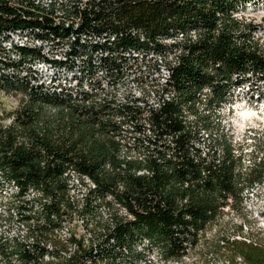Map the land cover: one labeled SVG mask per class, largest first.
Masks as SVG:
<instances>
[{"label":"trees","instance_id":"16d2710c","mask_svg":"<svg viewBox=\"0 0 264 264\" xmlns=\"http://www.w3.org/2000/svg\"><path fill=\"white\" fill-rule=\"evenodd\" d=\"M248 1L0 0V90L23 95L13 122L0 123V178L20 189L7 220L27 234L3 239L0 264H141L144 241L165 264L180 263L226 209L243 213L246 194L264 186V131L237 141L220 112L249 77L264 81V20L234 16ZM16 30L68 42L67 56H81L88 76L102 70L115 89L124 67L138 66L132 51L175 54L172 76L164 92L141 79L158 107L100 86L75 97L52 92L33 85L27 68L41 50L20 48V60L2 46ZM104 34L103 44L84 40ZM141 62L149 67L141 72L155 68ZM72 171L95 188L72 195ZM247 236L220 234L210 252L228 264H264V241Z\"/></svg>","mask_w":264,"mask_h":264},{"label":"built area","instance_id":"2783aa9c","mask_svg":"<svg viewBox=\"0 0 264 264\" xmlns=\"http://www.w3.org/2000/svg\"><path fill=\"white\" fill-rule=\"evenodd\" d=\"M64 1L67 2L68 0ZM77 1H79L83 5H86L91 0ZM256 2L257 1L250 0L244 5H241L239 10L234 13V16L238 18H245L248 21L253 20L254 17L252 16V12L257 11L254 7L255 5H257ZM261 21H263V19L260 20V23ZM107 36L108 35L106 34L101 36H86L84 37V40L88 39L91 43H94L96 45L103 44L108 41ZM182 36L183 35L180 34L177 38L167 39L164 42L166 44H173L180 41L183 38ZM74 39L75 38H72V40ZM2 46L4 47L6 52L10 54L11 57L20 60L23 58V55L20 52V48H36L41 50L44 58L33 60L27 66V68L32 71L34 76L37 78V81L33 79L31 80L33 85H45L46 87L50 88V91L52 92L55 91L58 93H69L73 94L74 97L79 90L91 93L94 91H99L98 89H95L96 86L103 87L102 89L105 90H111L113 88V91H117L118 99L122 100L123 102L129 101V99H134L137 105L141 107H145L147 105L158 107V99L154 92V89L149 86H146V89H142L140 87V84L142 83L141 79L147 77L148 79L145 80L156 86V89L157 86H159L161 90H163L164 87L168 85L169 80L172 76L170 64L175 61V54H169L168 56H166L163 54H157L155 52L152 54H142L138 53L137 51H132V59L134 62L136 61L138 63V66H135L134 63L126 65L123 70L121 81L117 85L118 89H115V87H113L110 82L102 79L104 76V72L102 70L97 72L96 68V70L93 72L87 69V71H89L90 73V76H88L85 72L86 66H84L85 64L83 59H81V56H79V58L76 56H67V53L71 51L70 44L68 42H63V40H61V38H58L57 36H50L48 38L41 39L35 37L33 34L31 35L30 31L16 30L8 33L7 39L3 42ZM100 52L103 53V51ZM143 58H146L147 62L151 61L152 64L155 65V68H151L150 72H141L138 69V67L141 68L145 66L142 69V71H145L147 68H149L147 67L148 64L145 65L141 62ZM17 72L19 73V71L9 69V73L12 75H16ZM21 76H29V71H22ZM92 86H94V90L92 89ZM145 91L147 93L150 92V96L146 95ZM1 92L6 93L4 91ZM164 97H167V99H169V95L166 92L164 93ZM22 98L23 95H21V99ZM229 98L231 99L232 97L229 95ZM221 107H231V104L227 102L224 103ZM8 121L9 123L7 125H4L2 121H0V123H2L4 127H6L13 122V117L8 116ZM136 154L137 153L135 151L134 155ZM70 175V187L72 195H82L88 191V188H95L94 183L89 177H81L73 171ZM4 182L6 181L4 180ZM19 193L20 189L14 182L12 184L7 183L5 187H2L0 189V244L3 239L8 238H17L18 240L24 241L27 235L26 232L21 231V235H16L14 237L7 236L8 227H11V224L17 223V220L13 222L7 220L9 217L7 203L10 201V199H12V196L18 195ZM36 194V192H32L31 197L35 196ZM13 212L14 215L17 216V212ZM18 224L20 225V223ZM21 226L24 227L23 225ZM3 228L4 233H2ZM62 233L64 237L67 236V230H64ZM52 260H54L53 257L49 255L45 256V261Z\"/></svg>","mask_w":264,"mask_h":264},{"label":"rangeland","instance_id":"374dc122","mask_svg":"<svg viewBox=\"0 0 264 264\" xmlns=\"http://www.w3.org/2000/svg\"><path fill=\"white\" fill-rule=\"evenodd\" d=\"M257 1L254 7L257 11L252 12V16L258 24L260 20H264V0ZM259 4V5H258ZM264 24V23H263ZM259 37H264V26L259 31ZM264 81H260L256 77H249L244 84L235 90L232 94L231 107H223L220 112L226 124L234 134L237 141L254 135L255 131H264ZM259 96H261L259 98ZM21 95L19 94H6L0 91V121L4 125L9 123L8 116L19 105ZM207 139V135H204ZM249 140L248 143H251ZM247 146V145H246ZM247 150H251L248 147ZM248 163V159L246 160ZM0 189L5 187L7 182L0 178ZM80 225L83 222L78 220ZM75 225V224H74ZM7 229V236L14 237L21 235V231L26 232V229L14 223ZM82 234L83 230L79 228ZM1 232V228H0ZM4 233V228L2 229ZM258 236V239L264 241V186L255 188L245 196L244 211L242 214L226 209L225 214L211 223L202 237L200 245L195 251L186 256L183 262H174L169 264H228L223 259H217L212 252L215 240L219 235H229L237 239H242V236L248 237L249 234ZM147 241L139 244L138 249L146 251L147 262L141 264H165L160 257V252L157 248H150ZM1 260V259H0ZM237 264H242L238 259Z\"/></svg>","mask_w":264,"mask_h":264}]
</instances>
